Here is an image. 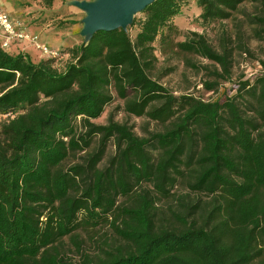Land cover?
<instances>
[{"label": "trees", "instance_id": "obj_1", "mask_svg": "<svg viewBox=\"0 0 264 264\" xmlns=\"http://www.w3.org/2000/svg\"><path fill=\"white\" fill-rule=\"evenodd\" d=\"M259 2L194 0L207 26ZM184 5L154 1L132 21L134 40L121 29L100 31L83 47L61 51L71 57L62 71L52 59L35 63L0 46V117L7 116L0 128V264H73L48 247L79 226L81 213L91 227L114 217L111 227L127 243L95 264H264V129L251 138L239 105L246 84L232 97L204 102L175 96L147 72L157 62V45L162 54L207 60L220 69L216 80L229 79L226 46L217 51L195 32L177 41L174 19ZM204 86L212 90L217 83ZM110 87L126 100L128 114L164 130L140 138L122 124L91 123L111 101ZM78 118L86 130L80 135ZM94 136L98 146L85 165L60 170L69 151L88 148ZM110 140L116 154L100 170ZM236 148H246L242 167L229 155ZM181 167H195L189 188L211 196L212 208L202 226L180 217V227L159 228L156 196L167 197ZM243 177L250 183H238ZM142 184L151 189L141 190ZM75 188L79 194L72 196ZM117 195L129 196L130 205L117 209Z\"/></svg>", "mask_w": 264, "mask_h": 264}, {"label": "rangeland", "instance_id": "obj_2", "mask_svg": "<svg viewBox=\"0 0 264 264\" xmlns=\"http://www.w3.org/2000/svg\"><path fill=\"white\" fill-rule=\"evenodd\" d=\"M46 1L41 0L45 10L31 11L26 15L30 22L29 26L40 21L42 25H50L54 31L68 30L70 36L75 35L80 39L75 47H82L85 40L80 36L78 27L82 28L80 17H84L85 14L67 1L60 0L55 10H52L51 5L48 6ZM68 9H74L76 13L69 14ZM199 15L200 11L197 10L194 0H185L180 15L175 19V25L181 32L177 41H183L186 34L195 32L203 34L208 43L217 51H220L222 46H226L231 54L229 79L216 80V71L220 69L207 60L193 54H162L157 45L154 48L157 62L153 69L147 71L148 75L175 96L187 95L204 102L232 97L246 84L243 92L244 99L239 101V105L242 107L247 129L253 139L258 130L264 129V4L261 2L245 3L234 11L229 19L214 22L209 26L201 23ZM142 18L143 15L138 13L133 20ZM126 31L134 40L137 29L128 26ZM20 44L15 46L16 49ZM41 60L47 59L40 55L34 58L35 63ZM70 61V56L63 55L54 60L52 66L57 71H62ZM213 81H216L217 86L212 90H207L204 84ZM109 93L112 97L111 101L104 107L101 116L92 120L91 123L98 126L107 125L109 122L122 124L140 138L164 130L162 124L150 121L146 116L135 117L128 114L125 111L126 100L121 99L114 88L110 87ZM5 121L6 118L0 117V128ZM74 125H76V135L86 131L81 125L80 118L74 122ZM99 139V136H94L88 148L69 151L60 170L66 171L77 164L85 165L87 156L97 149ZM115 151L113 140H110L106 144L104 155L97 168L100 170L106 168L116 154ZM229 155L236 164L242 167L247 156L246 148L233 149ZM153 158L154 161L157 160V153L153 154ZM194 169L195 167L191 169L181 167L180 170L183 173L177 176L175 185L167 197L156 196L155 221L159 228L180 227V217L197 226L204 225L213 200L208 194L194 192L189 188V183L193 181L194 172L192 171ZM237 181L242 185L250 183L247 177L238 178ZM141 188V190H150L151 186L142 184ZM139 190L134 188L133 191L139 193ZM70 194L78 195V188L73 189ZM130 203L129 196L117 195L115 198L117 209L129 206ZM78 219L80 224L71 234L56 240L48 247L50 254H58L59 257L73 264H95L104 257L105 253L124 249L127 246V243L120 239L111 227L114 217L102 220L95 227L84 223L82 213L78 215Z\"/></svg>", "mask_w": 264, "mask_h": 264}, {"label": "crops", "instance_id": "obj_3", "mask_svg": "<svg viewBox=\"0 0 264 264\" xmlns=\"http://www.w3.org/2000/svg\"><path fill=\"white\" fill-rule=\"evenodd\" d=\"M71 3L72 1H94V0H63ZM60 0H52L51 9L55 10L58 7ZM0 7L4 10L11 20L19 24L25 32L29 35L37 36L41 43L56 50H66L74 48L80 42L75 35L70 36V32L67 30L54 31L50 28V25H42L40 21L35 22L34 25H30L29 19L26 15L31 11L45 10L41 4V0H0ZM197 8V7H196ZM198 11H200L197 8ZM48 11V10H47ZM69 14H74L76 10L68 9ZM82 21V16L80 17ZM177 18V17H176ZM175 18V19H176ZM174 19V23H175ZM176 24V23H175ZM80 33V27H78ZM2 37L0 35V41ZM16 46V45H15ZM13 46L7 52L9 54L24 53L29 55L33 62L34 58L39 57V53L35 50L30 42H23L18 46V49Z\"/></svg>", "mask_w": 264, "mask_h": 264}, {"label": "water", "instance_id": "obj_4", "mask_svg": "<svg viewBox=\"0 0 264 264\" xmlns=\"http://www.w3.org/2000/svg\"><path fill=\"white\" fill-rule=\"evenodd\" d=\"M154 1L156 0H94L72 1L70 4L85 14L81 21L80 36L86 45L97 32L118 29L126 31L134 16Z\"/></svg>", "mask_w": 264, "mask_h": 264}, {"label": "built area", "instance_id": "obj_5", "mask_svg": "<svg viewBox=\"0 0 264 264\" xmlns=\"http://www.w3.org/2000/svg\"><path fill=\"white\" fill-rule=\"evenodd\" d=\"M0 46L8 51L13 46L23 42H30L41 57L56 60L62 57L61 53L40 42L37 36L29 35L23 28L10 19L8 14L0 7ZM5 116L4 118H6Z\"/></svg>", "mask_w": 264, "mask_h": 264}]
</instances>
